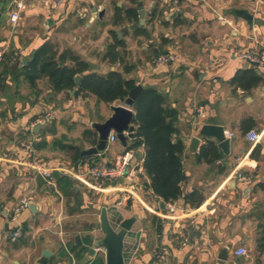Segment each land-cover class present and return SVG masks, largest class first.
<instances>
[{
  "label": "crops",
  "instance_id": "0c3cea01",
  "mask_svg": "<svg viewBox=\"0 0 264 264\" xmlns=\"http://www.w3.org/2000/svg\"><path fill=\"white\" fill-rule=\"evenodd\" d=\"M20 1L0 0V264H40L47 250L49 264H93L97 257L107 264L105 249L91 254L89 237L103 235L104 206L117 227L138 215L125 238L129 264H264V65L237 55L264 49V0H24L12 23ZM241 8L252 20L235 13ZM140 9L145 24L137 27ZM131 10L137 16H128ZM169 49L181 61L157 66L155 58ZM47 59L87 66L73 77V87L57 90L41 73ZM250 70L262 77L260 84L234 82ZM114 72L158 90L176 110L186 179L181 196L170 201L173 211L149 186L142 147L133 180L99 186L87 172L94 164H113L125 149L112 130L116 137L105 155L84 152L98 142L91 124L112 115L110 106L121 98L106 102L83 94L81 83L88 74ZM199 105L205 119L198 117ZM207 122L230 137L227 151L203 136L191 149ZM251 130L260 133L258 142L248 139ZM32 159L53 167L52 177L33 171L25 162ZM238 172L249 180L241 181ZM194 191L199 206L187 200ZM26 196L29 205L13 220ZM18 225L23 234L11 241ZM240 249L247 254H237Z\"/></svg>",
  "mask_w": 264,
  "mask_h": 264
},
{
  "label": "trees",
  "instance_id": "16d2710c",
  "mask_svg": "<svg viewBox=\"0 0 264 264\" xmlns=\"http://www.w3.org/2000/svg\"><path fill=\"white\" fill-rule=\"evenodd\" d=\"M130 1L136 2L137 0ZM132 14L137 16L134 10H131L128 16ZM120 16L119 13L118 17ZM86 66L87 64L80 60L77 66L69 67L57 65L55 61L47 59L43 62L41 73L47 74L52 79L55 88L60 90L73 87L75 85L73 77ZM31 72L33 77L38 76L36 71ZM246 73L234 82L245 87L257 86L261 83L262 77L253 70ZM135 86L134 80H126L118 72L111 73L107 77L88 74L81 83L80 91L83 94L92 93L106 102H114L115 99L128 97L130 90ZM134 110L135 129L128 148L137 150L142 147L145 150L143 168L150 179L149 186L164 201H173L181 196V184L186 179L182 161L186 150L185 143L175 138L178 132L176 110L169 107L167 97L154 88L143 89L138 94ZM208 147L217 149L213 144H209ZM208 147L205 146L202 149V155L206 154ZM215 158L218 156L215 155ZM195 196L196 191L187 196V200L192 201L194 205H201L202 199L195 202ZM93 264H104L103 258H95Z\"/></svg>",
  "mask_w": 264,
  "mask_h": 264
},
{
  "label": "water",
  "instance_id": "95a60500",
  "mask_svg": "<svg viewBox=\"0 0 264 264\" xmlns=\"http://www.w3.org/2000/svg\"><path fill=\"white\" fill-rule=\"evenodd\" d=\"M238 16L244 19L252 20L251 14L245 9L236 10L235 12ZM140 19L139 23L136 25L145 24V9L139 10ZM81 76L75 77L76 82L80 81ZM143 90L141 84H137L132 90H130L128 97L121 98L120 104L111 105L112 115H110L104 121L93 122L91 126L99 133L98 142L96 145L84 150L88 154H98L99 152L105 155V149L108 145L110 132L113 130L117 133V138L122 142L125 148L128 147V141L134 135L135 129V110L134 103L138 94ZM75 92V90H74ZM200 136H193L190 142L191 149L195 150L201 141L200 137H212L218 141V146L227 151L228 145L230 143V137L226 136L225 130L222 126L214 123L207 122L203 124L199 132ZM138 154H142V151L138 150ZM33 208V206H30ZM138 215L130 218H124L120 221V226H116L110 220L108 208L104 206L100 214V230L103 235L100 238H96L94 235H89L90 239L93 241L94 245L91 247V254L95 253L96 248L103 247L105 249V261L107 264H125V238L128 233L133 229L134 223ZM226 249L222 250L221 258H226ZM50 252L47 250L43 253V259L39 261L40 264H49L48 257Z\"/></svg>",
  "mask_w": 264,
  "mask_h": 264
},
{
  "label": "built area",
  "instance_id": "2783aa9c",
  "mask_svg": "<svg viewBox=\"0 0 264 264\" xmlns=\"http://www.w3.org/2000/svg\"><path fill=\"white\" fill-rule=\"evenodd\" d=\"M55 3H58L59 0H55ZM24 0H21L16 4V10L12 12V15L10 17V21L12 23H16L20 19V13L21 9L25 8ZM4 51H0V60H3L4 58ZM240 58H244L249 60L251 63L261 66L264 65V49H261L260 51L256 50H242L237 54ZM181 56L175 49H169V51L164 52L160 55H158L154 63L157 66H163L168 65L169 63H176L181 61ZM196 112H198V117L201 119L206 118V112L204 110L203 106H198L196 109ZM51 115H47L42 121H48L51 119ZM115 134L110 133L109 139L110 141L115 140ZM248 139L255 143L258 142L261 139L260 133H258L255 130L249 131L247 134ZM31 148V146L29 145ZM138 157V150H134L131 148H125L123 152L117 155V158L113 164H94L90 166L87 170L88 174L91 175L92 179L96 180L98 182V185L101 186L104 182L108 180H116L119 177H125L128 180H133L135 173H136V166L135 161ZM26 164L36 173L42 175L43 177H46L50 179L53 174L54 168L48 165L42 164L40 161L32 159L25 161ZM72 172V171H70ZM238 178L241 181L249 180L248 175H244L241 172L237 173ZM30 199L26 196L20 199V201L15 206L13 220H17L18 217L22 214V212L26 209V207L29 205ZM167 208L170 211H173L175 209V204H172L170 201H167L166 204ZM23 234V227L22 226H16V228L10 233L9 239L11 241H16L18 238H20ZM103 247L97 248V251L103 250ZM237 254L239 255H246L247 251L246 249H240L237 250ZM158 256L160 258H164V254L162 252H158ZM129 264V263H125Z\"/></svg>",
  "mask_w": 264,
  "mask_h": 264
}]
</instances>
